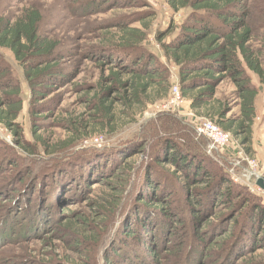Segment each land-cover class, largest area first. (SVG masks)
I'll return each instance as SVG.
<instances>
[{"label":"trees","instance_id":"trees-1","mask_svg":"<svg viewBox=\"0 0 264 264\" xmlns=\"http://www.w3.org/2000/svg\"><path fill=\"white\" fill-rule=\"evenodd\" d=\"M166 1L174 12L189 13L170 40L165 42L170 31L157 34L162 56L149 47L156 17L151 10L124 16L116 31L104 33L84 51L101 75L86 84L84 112L62 120L68 136L53 142L41 140L36 129L35 140L25 138L19 122L22 85L27 83L30 91L31 116L46 114L52 93L78 75L73 50L40 32L37 8H25L15 19L0 16V126L17 137L15 146L0 137V173L15 167L23 173L18 177L26 173L34 182L26 192L28 204L0 208V248L45 232L59 235L71 254L41 264H264V196L235 183L178 116L162 112L148 118L153 106L170 98L175 65L181 94L195 116L242 144L251 142L260 88L248 72L264 84L262 48L253 44V9L249 0ZM80 2L98 12L106 4L148 6V0ZM227 80L239 106L231 115L226 101L217 97V88ZM132 126V135L102 151H76L83 140ZM40 147L54 162L48 169L37 167L44 162ZM138 154L144 159H136ZM76 161L82 163L80 170L62 176ZM94 181L98 186L92 189ZM67 202L83 208L65 214ZM8 261L0 255V264Z\"/></svg>","mask_w":264,"mask_h":264},{"label":"rangeland","instance_id":"rangeland-1","mask_svg":"<svg viewBox=\"0 0 264 264\" xmlns=\"http://www.w3.org/2000/svg\"><path fill=\"white\" fill-rule=\"evenodd\" d=\"M249 4L253 9L251 20L256 30V39L253 44L255 47L262 48L260 50L262 51L264 61V0H249ZM147 5V7L111 8L106 4L102 6V11L98 12L93 9L88 10L87 7L83 6V3H77V0H0V16L8 19H15L28 7L39 9L42 13V21L39 25L40 32L49 34L60 40L62 48L73 50L72 64H74V72L78 73L71 83L58 87V89L52 93L49 97L53 98L50 110L46 114L34 117L31 116L29 111L30 106L28 97L30 91L27 83L23 82L24 103L23 110L19 116V122L23 127L27 140L30 142L35 140L33 138L34 134L32 133L33 129H36L41 140L47 137L50 139V142L57 140L61 141L68 136L66 129L60 125L63 124L62 120L64 118H69L71 115H78L84 112V102L88 90L86 84H94L101 75L100 69L96 67L93 62L85 60L84 51L95 46L99 42V37L104 33L116 31L114 26L121 23L120 20H122L124 16H129L130 13L141 12L143 10H151L154 12L156 17L153 20L152 28L149 30V47L159 56L163 55L160 45L157 42V34L163 31H170L171 33L168 34L165 42L170 40L178 33L189 11L181 10L176 13L170 8L166 0H148ZM133 26H139V24L133 23ZM4 52L9 57L12 55L8 50H4ZM163 60L165 59L163 58ZM171 73L173 75L174 84L178 85V69L175 65H171ZM248 73L253 84L260 88L256 99V115L252 127V139L249 144H242L228 132L230 133V142L227 146L221 148L223 152L220 151L215 156L208 154L207 147L209 142L204 137L198 136L196 129L199 124L210 120L196 117L190 109V101L183 98L181 91L180 99H178L174 93V96L171 95L169 101L167 100L159 105L153 106L150 109L151 113L148 118L154 117V115H158L162 112L178 116L180 122L192 130L194 139L199 143L200 148H202L208 156L215 157L214 159L217 160L220 166L227 170L232 180V174L229 172V169L232 167L231 163L234 161L241 163L242 168H237L235 172L237 176H241L243 180L240 182L233 181L248 186L251 193L259 194L256 189L254 178L255 176H264V84L260 82L255 73L250 71ZM234 90L235 87L229 80L223 82L217 88V97L223 98L227 106L232 109L230 115L239 112V106L233 97ZM134 129L135 126H132L120 130L114 135L99 137V139L103 141L102 144L99 142L97 143L94 140L95 138L88 139L87 142L90 140L96 142L92 144L90 142L86 143V141L83 140L77 145L76 151L83 152L90 149L102 151L112 144L117 143L121 136L126 137L132 135L131 132ZM0 137L11 146L17 145V137L12 136L2 126H0ZM39 145L42 146L41 144ZM3 151V146L0 145V155ZM40 152H42L41 158L44 159V162L41 163L40 161L37 167L39 170L43 167L48 169L54 162L50 161V157H45L42 147H40ZM220 156H224L226 159L220 161L218 159ZM136 159L143 160L144 157L142 154H138ZM70 164L71 165L62 172V176L73 175V173L80 170L82 166L80 165L82 164L80 161ZM209 168L212 169L213 167L210 166ZM15 169L14 167L9 169L8 172L5 171L3 174L0 173V194H2V196L0 195V208L6 207L8 210L9 208L12 209L17 202H23V204H21V206L23 205L22 207H24V203L28 204L26 192L31 189L34 182L31 175L28 176L26 173H24L25 175H23V177H18L20 176L19 174L23 173H17ZM243 169H245V171ZM244 172L252 176L250 182H247L246 178L242 176ZM11 174L15 176L14 183H11L14 178L10 176ZM22 178L24 179L23 182ZM96 182L97 181L93 182L94 186H92V189L98 186ZM254 185L255 189L253 190L252 187ZM40 188L41 187L38 188V192H41ZM259 195L263 196L262 194ZM19 198L23 200L20 201ZM35 201L36 197L32 199V202ZM41 201L42 198L37 201V204L39 205ZM65 206V214L83 208V204L75 207L73 202H67ZM34 209H38V207L31 209V211ZM23 214L21 216H23ZM55 215V213H52V219ZM52 226H54V223H52ZM30 233H32V235L36 234L34 231ZM43 236L47 237L44 238ZM60 238L61 237L57 234L50 236L45 234V232H39L28 241H23L14 245L10 244L0 248V255L1 257L8 256V258H10V261L4 264H41L47 261L49 262V259L53 258V256H56L57 260H66L71 253H68V243L60 240Z\"/></svg>","mask_w":264,"mask_h":264},{"label":"built area","instance_id":"built-area-1","mask_svg":"<svg viewBox=\"0 0 264 264\" xmlns=\"http://www.w3.org/2000/svg\"><path fill=\"white\" fill-rule=\"evenodd\" d=\"M179 84L173 86L172 88V93L171 95L174 96V93L176 94L177 98L180 99L181 95H180V90H179ZM170 95V98H171ZM170 98L168 99V101L170 100ZM156 115H154L155 117ZM196 133L198 136H202L205 139L208 140V147H207V153L211 154L213 156H215L217 153H219L221 151L222 147L227 146V144H229L230 142V133L225 132L224 130H222L219 126H217L215 123H213L212 121H205L201 124H199V126H197L196 129ZM97 143H101L103 141H101L99 138H95L94 139ZM94 140H90L89 142L92 143H96ZM86 141V143H89ZM101 146V145H100ZM223 152V151H221ZM220 161L225 160L226 157L224 156H220L218 158ZM231 168L229 169V172L232 174L233 180L235 182H240L243 180V178L240 176H237L236 174V169L237 168H242L241 163L239 162H232L231 163ZM245 171V169H243ZM243 177L246 178L247 182H250L252 180V176H250L249 174H246L245 172L242 175ZM252 189H255V185L252 187ZM257 192L259 194H262L264 196V191L259 188L258 186H256Z\"/></svg>","mask_w":264,"mask_h":264},{"label":"water","instance_id":"water-1","mask_svg":"<svg viewBox=\"0 0 264 264\" xmlns=\"http://www.w3.org/2000/svg\"><path fill=\"white\" fill-rule=\"evenodd\" d=\"M255 184L261 188L262 190H264V176H255Z\"/></svg>","mask_w":264,"mask_h":264}]
</instances>
